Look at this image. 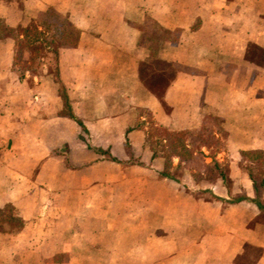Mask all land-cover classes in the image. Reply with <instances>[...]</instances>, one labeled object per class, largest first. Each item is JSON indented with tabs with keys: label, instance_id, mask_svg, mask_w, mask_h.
<instances>
[{
	"label": "crops",
	"instance_id": "0c3cea01",
	"mask_svg": "<svg viewBox=\"0 0 264 264\" xmlns=\"http://www.w3.org/2000/svg\"><path fill=\"white\" fill-rule=\"evenodd\" d=\"M32 21L56 73L16 69L5 28ZM262 53L264 0H0V209L20 219L0 221V264H264L263 179L241 157L264 152ZM142 63L172 67L155 92ZM143 111L225 149L166 174Z\"/></svg>",
	"mask_w": 264,
	"mask_h": 264
},
{
	"label": "rangeland",
	"instance_id": "374dc122",
	"mask_svg": "<svg viewBox=\"0 0 264 264\" xmlns=\"http://www.w3.org/2000/svg\"><path fill=\"white\" fill-rule=\"evenodd\" d=\"M36 23V22H35ZM38 24V22L36 23ZM39 25V24H38ZM40 28V27H39ZM44 31V36L46 38H50L60 43L53 35L49 34V31L40 28ZM44 38V37H43ZM20 39L27 44L26 38ZM38 45V44H37ZM51 47L41 46L38 50H34L33 52H29V49L22 48V58L23 60L31 59L32 62H28L30 66V71L38 72L41 69L42 62H48L51 65V69L53 73H56V65H55V55L53 52H49L48 50ZM255 54L256 51H253ZM257 54V53H256ZM262 58L264 59V53H262ZM17 70H24L22 64H17ZM142 74L146 80L152 83H160L170 77L171 68L167 72L156 70L150 64H147L145 67H141ZM166 76V77H165ZM143 116L145 117L143 124L147 126V139L153 145V150L155 155H159L164 159V172L167 174L178 175L179 168L172 164V158L178 157L180 160L185 162V167L198 169L203 163V157H209L214 161L215 158L219 157L220 153L224 151V142L225 137L222 131H208L201 133H191V132H168L166 129L155 124L154 120L149 116L148 112L143 111ZM219 127L218 120L216 121L215 127ZM241 157L243 159V167L245 170L252 173L255 180H262V185L264 184V152L260 150H247L242 151ZM133 159H131L132 161ZM210 161V163L205 166L207 169L206 173H213V171H222L224 165H221V168L218 165H214V162ZM199 173V172H198ZM261 185V186H262ZM112 186L111 182L106 183H91L89 185L90 190V201H87L88 204L96 203V198L98 197V192L102 188H108ZM105 198L109 201L107 203L112 202V196H105ZM121 199L119 202H128V197L119 196ZM0 221L8 223L12 228H16L18 224H20V219L14 216V209L11 205H7L3 210L0 211Z\"/></svg>",
	"mask_w": 264,
	"mask_h": 264
},
{
	"label": "trees",
	"instance_id": "16d2710c",
	"mask_svg": "<svg viewBox=\"0 0 264 264\" xmlns=\"http://www.w3.org/2000/svg\"><path fill=\"white\" fill-rule=\"evenodd\" d=\"M7 33H10L14 36L15 38V54H14V63L17 64H22L23 65V69H27L30 70V66L29 63L32 62V58L30 59H26L23 60L22 58V48H27L29 49V52H33L34 50H38V48L41 46V44L43 46H47V47H51L48 51L49 52H53L54 55H56L58 47H59V43L56 42L53 39L50 38H46L44 36V31L42 29L39 28L38 24H36L34 21L30 22L27 26H18L14 29H6ZM20 36L23 38H26L27 44H24V42L20 39ZM44 37V38H43ZM38 44V45H37ZM29 62V63H28ZM147 64L142 63L141 67H145ZM57 72V70H55ZM56 75V74H55ZM147 78L143 77L142 74V80L144 82V84L146 85V87L151 91V92H155L158 88V84L159 83H152L148 80H146ZM64 102H65V106L66 108L69 109L68 103H67V99L64 96ZM70 117L75 118L74 115L70 114ZM78 123L80 125L81 122L78 121ZM85 130V129H84ZM165 174V173H164ZM167 174V173H166ZM249 176L252 179L253 183L255 184V178L252 175L251 172H249ZM262 185V182H261ZM1 211V209H0Z\"/></svg>",
	"mask_w": 264,
	"mask_h": 264
}]
</instances>
